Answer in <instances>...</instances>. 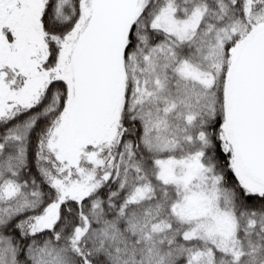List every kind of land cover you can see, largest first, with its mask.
I'll use <instances>...</instances> for the list:
<instances>
[{"label": "snow or ice", "instance_id": "6c2138e0", "mask_svg": "<svg viewBox=\"0 0 264 264\" xmlns=\"http://www.w3.org/2000/svg\"><path fill=\"white\" fill-rule=\"evenodd\" d=\"M0 264H264V0H0Z\"/></svg>", "mask_w": 264, "mask_h": 264}]
</instances>
